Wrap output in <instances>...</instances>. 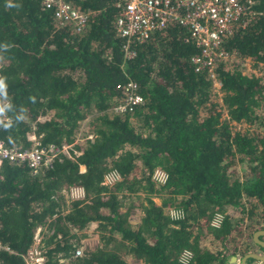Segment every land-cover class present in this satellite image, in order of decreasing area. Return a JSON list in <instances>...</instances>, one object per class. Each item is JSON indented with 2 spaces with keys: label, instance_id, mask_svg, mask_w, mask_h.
<instances>
[{
  "label": "trees",
  "instance_id": "16d2710c",
  "mask_svg": "<svg viewBox=\"0 0 264 264\" xmlns=\"http://www.w3.org/2000/svg\"><path fill=\"white\" fill-rule=\"evenodd\" d=\"M117 1L72 0L88 11L86 27L74 33L40 0H0V103H7L0 140L24 149L34 135L44 146L66 147L35 175L24 163L0 161V244L7 248L0 264H24L21 255L43 226V264H128L126 256L140 264H226L257 246L252 233L264 229V0H255L256 16L244 29L223 39L230 57L216 63L213 78L193 70L197 50L176 25L124 59L112 28ZM246 61L257 75L243 71ZM128 81L142 103L107 112ZM75 188L81 197L65 198ZM92 224L98 239L87 248L77 232Z\"/></svg>",
  "mask_w": 264,
  "mask_h": 264
},
{
  "label": "built area",
  "instance_id": "2783aa9c",
  "mask_svg": "<svg viewBox=\"0 0 264 264\" xmlns=\"http://www.w3.org/2000/svg\"><path fill=\"white\" fill-rule=\"evenodd\" d=\"M255 0H118L117 13L112 20L116 37L121 38L120 49L124 59L132 58L135 45L149 40L156 32L164 31L171 25L184 30L183 41L191 43L197 52L190 57L195 72L205 70L209 77L214 76L216 63L230 57L222 49V41L234 29H244L256 16ZM41 9H48L58 26H70L74 33L86 27L88 11H80L72 0H40ZM134 82L128 81L121 89V98L108 107L110 112L130 111L142 103ZM6 101L0 103V123L7 120ZM28 148H9L0 140V161L24 163L31 175L42 168H48L66 147L42 145L34 135L29 136ZM116 176L114 173L105 178ZM153 179L164 180L161 171L154 170ZM81 194L82 191L80 190ZM214 224L218 219L213 220ZM40 228L33 235V245L21 255L24 264H43L45 256L39 245ZM0 249H7L0 244ZM80 249L74 251L75 256Z\"/></svg>",
  "mask_w": 264,
  "mask_h": 264
},
{
  "label": "rangeland",
  "instance_id": "374dc122",
  "mask_svg": "<svg viewBox=\"0 0 264 264\" xmlns=\"http://www.w3.org/2000/svg\"><path fill=\"white\" fill-rule=\"evenodd\" d=\"M244 66H245V68L243 69V71L245 73H253L255 75L258 74V71L251 66V62L250 61H246ZM215 89H217V85H216ZM218 96H219V93L217 94L215 99H217ZM107 112H109V111H107ZM108 114H110V113H108ZM90 115L92 116V114H90ZM89 116L82 122L81 127L79 128V131H78L79 135H82V133L85 132V127H87V123L90 120ZM231 125H233L235 128L239 127L240 129H243V128H245L247 126V125H244V124H237V123H231ZM79 170H83L81 166L79 167ZM236 172H239V170L237 169ZM109 180H110V178L107 181H109ZM64 194H65V198H78V197H81V195H82L81 192H80V189H76V188L75 189H70L69 192L66 191V192H64ZM152 200L154 201L155 204H159L160 203V199H158L156 197H153ZM168 210H169V214H173L174 213V210L172 208H170ZM40 231H41V234L38 237L41 240L42 234H43V236H46L44 234V233H46L45 232L46 231V226L41 227ZM47 232H49V231H47ZM97 232L98 231L95 230V225L94 224H92L89 227H86V228L82 229L81 231H78L77 234L83 235V236H80V239H79L80 243L82 244V246L86 245L87 248L93 247L96 244V241L98 239ZM204 243H206V242H204ZM39 245H40L41 249H43V250L45 249L43 247L44 246L43 242H39ZM253 248H254V246H253ZM125 258H126L128 264H140L138 261H136L132 257L126 256ZM59 262H64V260H59ZM254 263L255 262H251V261L248 262V264H254Z\"/></svg>",
  "mask_w": 264,
  "mask_h": 264
},
{
  "label": "water",
  "instance_id": "95a60500",
  "mask_svg": "<svg viewBox=\"0 0 264 264\" xmlns=\"http://www.w3.org/2000/svg\"><path fill=\"white\" fill-rule=\"evenodd\" d=\"M261 235H264V230H256L253 232L252 234V241L259 245L262 249H263V253L261 255L255 253V252H247V253H244L239 261H238V264H245L246 260L247 259H253L255 261H264V241L260 240L259 237ZM235 257L234 256H231L230 257V262L234 261Z\"/></svg>",
  "mask_w": 264,
  "mask_h": 264
},
{
  "label": "crops",
  "instance_id": "0c3cea01",
  "mask_svg": "<svg viewBox=\"0 0 264 264\" xmlns=\"http://www.w3.org/2000/svg\"><path fill=\"white\" fill-rule=\"evenodd\" d=\"M38 228V227H37ZM36 228V229H37ZM40 229H41V227H39ZM35 229V230H36ZM257 230H264V229H261V228H259V229H257ZM256 231V230H255ZM35 232V231H34ZM49 233H50V231H49ZM41 234V232L39 231V235ZM253 234V233H252ZM264 235H261L260 237H259V239L260 240H262V241H264V237H263ZM42 237H43V234H42ZM42 240V239H41ZM33 245V240H32V243H31V245L29 246V248L31 247ZM258 246V247H257ZM257 246H254V248L252 247L251 249H252V251L253 252H255V253H257V254H259V255H261L262 253H263V249H259V245H257ZM251 251V252H252ZM231 257V256H230ZM230 257L228 258V260H227V262H226V264H237L238 263V261H239V256H234L235 257V259H234V261H232V262H230L229 260H230ZM255 263H256V261H255ZM254 263V264H255Z\"/></svg>",
  "mask_w": 264,
  "mask_h": 264
},
{
  "label": "clouds",
  "instance_id": "9594fccd",
  "mask_svg": "<svg viewBox=\"0 0 264 264\" xmlns=\"http://www.w3.org/2000/svg\"><path fill=\"white\" fill-rule=\"evenodd\" d=\"M14 5L9 4L8 7H12ZM6 88V85L4 84V81L2 78H0V92H3ZM174 218L176 217V213H173Z\"/></svg>",
  "mask_w": 264,
  "mask_h": 264
},
{
  "label": "flooded vegetation",
  "instance_id": "af4514ba",
  "mask_svg": "<svg viewBox=\"0 0 264 264\" xmlns=\"http://www.w3.org/2000/svg\"><path fill=\"white\" fill-rule=\"evenodd\" d=\"M250 252V251H249ZM243 255V254H242ZM241 256H239V259H240ZM238 264V263H237Z\"/></svg>",
  "mask_w": 264,
  "mask_h": 264
}]
</instances>
